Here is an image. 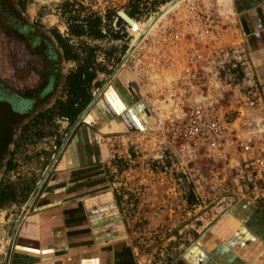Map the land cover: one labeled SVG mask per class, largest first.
Returning a JSON list of instances; mask_svg holds the SVG:
<instances>
[{
    "label": "rangeland",
    "instance_id": "obj_1",
    "mask_svg": "<svg viewBox=\"0 0 264 264\" xmlns=\"http://www.w3.org/2000/svg\"><path fill=\"white\" fill-rule=\"evenodd\" d=\"M162 1L2 2L9 10L15 7L18 17L10 23L5 19L6 10L0 11L2 129L8 132L7 119H15L13 141L7 144L12 165L6 168V161L2 162L4 180L14 187L7 201H14L0 208V264H5L20 218L29 214L53 186L68 199H89L107 192L118 196L127 233L125 242L140 264L184 262L189 250L200 244L241 200L254 199L264 210V197L259 191L264 178L254 177L257 161L252 148L226 145L211 151L183 133L182 120L190 105L202 100L225 116L235 138L257 136L244 122L255 96L244 82L247 50L240 25L227 8L228 0H181L155 20L174 0ZM67 7L83 16H106L113 11L123 21L113 19L102 40L71 41L75 46L83 40L99 47V62L107 71L99 72L94 81L99 87L94 86L84 118L72 126L60 118L36 126L35 114L66 98L65 79L76 67L58 50V37H69L64 15ZM133 10L137 14L133 19L143 28L138 36L131 34L128 23L119 15ZM119 78L135 98L133 104H125L126 96L117 99L116 106L105 103L109 115L125 122L122 131H114L115 125L110 122L113 118L95 123L89 115ZM14 103L23 106H17L16 114L9 107ZM78 136L89 147L83 153L77 150L76 157L90 155L89 161L67 166L61 172V161ZM93 148L95 152L99 148L103 157H91ZM191 193L192 205L188 202Z\"/></svg>",
    "mask_w": 264,
    "mask_h": 264
},
{
    "label": "crops",
    "instance_id": "obj_2",
    "mask_svg": "<svg viewBox=\"0 0 264 264\" xmlns=\"http://www.w3.org/2000/svg\"><path fill=\"white\" fill-rule=\"evenodd\" d=\"M227 8L240 25L247 50L244 82L252 87L255 102L253 107L248 105L244 122L257 135L258 146L252 148L255 155L252 157L259 163L254 164L253 173L255 178L263 179L264 130L259 129V123L264 121V0H228ZM133 93L121 78L115 80L89 119L95 123L111 120L105 103L116 106L126 96L125 104H133ZM110 122L115 125L114 131H122L125 126L124 121L117 122L114 118ZM87 147L78 136L61 161L60 171L83 160L88 162L90 155L76 157L77 150L83 153ZM92 152L95 159L104 155L99 148L96 152L93 148ZM57 189L47 188L33 210L20 218L5 264H140L125 242L126 228L113 193L68 199ZM259 191L264 197V185ZM184 259L176 264H264V210L254 199L239 201Z\"/></svg>",
    "mask_w": 264,
    "mask_h": 264
},
{
    "label": "trees",
    "instance_id": "obj_3",
    "mask_svg": "<svg viewBox=\"0 0 264 264\" xmlns=\"http://www.w3.org/2000/svg\"><path fill=\"white\" fill-rule=\"evenodd\" d=\"M133 3L136 0H131ZM172 0H163L161 4H165ZM153 12L156 11V6L153 7ZM130 17L135 18L136 12L130 11L127 13ZM66 24L68 26V38L58 37L61 56L67 62H75L76 67L72 69L66 76V98L58 100L52 107L47 110L40 111L34 116L33 123L38 125L44 121L52 122L57 118L64 119L70 122L71 126L75 124L79 116L87 108L93 100L94 86L99 87V82L94 85L99 72H107L102 62H99L100 54L99 47L92 46L88 41H81L79 45L71 44L73 38L76 40L87 39L90 41H99L106 38L105 30L112 23L113 19L117 18L121 23L123 20L116 12H109L106 16H101L97 13H89L82 15L80 12L67 7L64 11ZM71 37V38H70ZM60 53V52H59ZM56 56V55H55ZM15 120V119H13ZM14 187H11L13 196ZM6 193V192H4ZM194 194L188 196L189 204H193ZM0 203V208L4 207V201H7V195ZM116 203L121 210V200L116 197Z\"/></svg>",
    "mask_w": 264,
    "mask_h": 264
},
{
    "label": "built area",
    "instance_id": "obj_4",
    "mask_svg": "<svg viewBox=\"0 0 264 264\" xmlns=\"http://www.w3.org/2000/svg\"><path fill=\"white\" fill-rule=\"evenodd\" d=\"M183 133L188 140H194L202 144L211 151L220 150V148L230 145L239 146L244 149L255 148L250 144L257 143V137L248 135L246 138L230 132L229 125L225 116L212 104H205L204 101L193 102L182 120ZM259 163V161H257Z\"/></svg>",
    "mask_w": 264,
    "mask_h": 264
},
{
    "label": "flooded vegetation",
    "instance_id": "obj_5",
    "mask_svg": "<svg viewBox=\"0 0 264 264\" xmlns=\"http://www.w3.org/2000/svg\"><path fill=\"white\" fill-rule=\"evenodd\" d=\"M3 1L8 2L9 5H12V4L9 2V0H0V11L3 13V10H6V12L8 13V15H6V17H5L6 21L10 22V23L16 22L17 17H18V12H17L16 8L15 7L10 8L11 10L7 9L5 6L6 4L5 5L2 4ZM8 32L10 33L11 36L12 35L15 36V34L12 33L11 31H8ZM20 40H25V39L20 37ZM2 101H0V107H2V105H4ZM23 101L24 100H20V102H23ZM7 105H8V103H7ZM7 105H5V106H7ZM14 105L13 106L9 105V107H10L11 112H13V114L14 113L16 114V113H18V108H22L23 106H20L19 104L17 105V103H14ZM17 106H18V108H17ZM12 108H15L17 110V112H15L16 110H14ZM7 122H10V124H9L10 129L8 132H7V130L5 132V130L2 129V127H3L2 124H0V203L2 202L1 198H3L1 196L7 195V199L12 197L11 190H10L12 185H9V182L4 180V174H6V171H4L2 169L3 160L6 161V164H5L6 168L8 166L10 167L12 165V161H13L11 155L7 158V156L9 155V149L8 148L10 147L9 145L7 146V144L11 145V141H13V132H14L13 129L14 128H13L12 123H14V120L12 118H8ZM1 139H3V140H1ZM4 192H6V193H4ZM12 200L13 199H11V201L10 200L4 201V204H8L9 202L12 203L14 201V200L13 201Z\"/></svg>",
    "mask_w": 264,
    "mask_h": 264
},
{
    "label": "water",
    "instance_id": "obj_6",
    "mask_svg": "<svg viewBox=\"0 0 264 264\" xmlns=\"http://www.w3.org/2000/svg\"><path fill=\"white\" fill-rule=\"evenodd\" d=\"M180 0H174L173 2H171L166 8H164L158 15L157 17L155 18V20H157L167 9H169L172 5L176 4L177 2H179ZM122 11L119 13V15L124 19L123 15H122ZM125 20V19H124ZM135 47V45H134ZM132 53V49L127 53V55L125 56V58L123 59L122 63H121V66L124 64V62L126 61V59L128 58V56H130V54ZM114 76V75H113ZM89 107L85 109V111L80 115V117L78 118V120L76 121V123L74 125H77L83 118L84 116L86 115L87 111H88ZM264 123V121L262 120L260 123H259V129L260 130H264V127L262 126V124ZM48 173L45 174L44 178L42 179L36 193L34 196H36L37 192L39 191V189L41 188V185L43 184L44 180L46 179ZM34 198V197H33ZM33 199L30 200V202L28 203L27 205V208L30 207L31 203H32ZM18 229V226H16L15 228V232L13 234V237L11 238V242H10V248L12 247V244H13V239L15 237V233Z\"/></svg>",
    "mask_w": 264,
    "mask_h": 264
},
{
    "label": "bare ground",
    "instance_id": "obj_7",
    "mask_svg": "<svg viewBox=\"0 0 264 264\" xmlns=\"http://www.w3.org/2000/svg\"><path fill=\"white\" fill-rule=\"evenodd\" d=\"M181 1V0H180ZM179 1V2H180ZM179 2H177L176 4H178ZM176 4H174V5H172L170 8H172L173 6H175ZM169 8V9H170ZM169 9H167L166 11H168ZM165 11V12H166ZM164 12V13H165ZM163 13V14H164ZM162 14V15H163ZM122 15H123V17H124V19H125V21L128 23V25H129V27H130V32H131V34L132 35H136V36H138V34L140 33V31H142V24L141 23H139V22H137L135 19H133L132 17H130L126 12H124L123 11V13H122ZM161 15V16H162Z\"/></svg>",
    "mask_w": 264,
    "mask_h": 264
}]
</instances>
